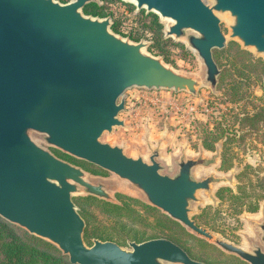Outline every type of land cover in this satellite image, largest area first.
Returning <instances> with one entry per match:
<instances>
[{"label":"water","instance_id":"obj_1","mask_svg":"<svg viewBox=\"0 0 264 264\" xmlns=\"http://www.w3.org/2000/svg\"><path fill=\"white\" fill-rule=\"evenodd\" d=\"M172 25L167 37L184 41L205 68L203 80L183 75L111 31L109 19L83 9L98 0H0V218L55 246L71 264H204L166 239L131 243L84 242L86 222L74 197L112 202L109 186L39 146L33 136L73 158L131 184L153 207L192 234L248 264H264V220L258 242L246 252L214 237L192 220L199 193H212L215 176L199 180L196 169L214 160L182 157L174 176L162 175L156 151L147 164L102 136L123 127L124 95L133 88L197 95L216 92L221 71L215 50L226 37L220 17H230V40L264 58V0H125Z\"/></svg>","mask_w":264,"mask_h":264},{"label":"rangeland","instance_id":"obj_2","mask_svg":"<svg viewBox=\"0 0 264 264\" xmlns=\"http://www.w3.org/2000/svg\"><path fill=\"white\" fill-rule=\"evenodd\" d=\"M55 1L67 5L74 0ZM204 2L211 5L209 0ZM90 5L83 9L85 16L109 19L111 31L115 35L134 44H146L145 53L161 59L183 75L204 79L205 68L197 53L184 41L167 37L166 32L172 25L169 20H162L153 13L148 14L145 9L138 10L134 3L125 0H98L95 5L102 8L99 16L85 12ZM153 16L163 26L161 35L153 25ZM220 20L227 45L224 50L214 51V59L221 71L216 92H212L208 86L199 89L195 96L187 92L176 94L163 90L130 89L124 95L125 109L119 115L124 126L114 128L112 133L106 132L100 141L121 148L126 156L134 160L142 159L147 164H151L152 154L158 151V162L163 166L162 175L174 176L176 162L183 156L187 159L201 156L207 160L215 159V164L200 166L195 171L199 180L215 176L220 182L213 185L211 195L199 193L200 203L194 205L191 218L215 238L251 252V244H257L259 234V229L254 228L253 223L264 220V182L258 186L259 180L264 178V137L240 136L242 132L236 121L237 117L248 113L264 112V66H243L247 60L264 62V58L252 50L243 49L239 42L230 40V17H220ZM239 51L251 57L242 56ZM249 77L251 79L247 81ZM236 80L241 82L237 89L234 88ZM219 124L226 127L225 137L216 144L215 151H209L204 148V144L212 141L209 133H215ZM233 125L239 132L238 138L231 142L233 166L223 168V144L230 143V139L234 138ZM259 126L264 128V120L260 121ZM33 138L57 158L82 169L89 182H103L109 186L112 202L86 195L74 197L78 212L86 222L84 242L88 247H92L95 241L112 242L131 251V243L166 239L180 246L197 262L248 264L192 234L161 210L151 206L130 183L48 147L39 135ZM241 187L247 188L245 194L240 190ZM254 194L263 198L254 201V198L251 199ZM235 197L243 198L236 200ZM91 198L111 206L97 205ZM252 202L259 206L255 213L247 210Z\"/></svg>","mask_w":264,"mask_h":264},{"label":"trees","instance_id":"obj_3","mask_svg":"<svg viewBox=\"0 0 264 264\" xmlns=\"http://www.w3.org/2000/svg\"><path fill=\"white\" fill-rule=\"evenodd\" d=\"M102 8H99L97 5L92 4L85 9V12L90 15L99 16L101 15ZM153 25L157 27V33L161 35L163 26L159 24L158 18L153 16ZM156 31V30H154ZM160 49V48H158ZM242 56H249L250 54L245 52H240ZM256 64L264 66V62L260 60H247L243 65L245 68L254 67ZM251 77L248 78L249 81ZM241 82L235 81L234 88H239ZM261 120H264V112H259L255 114L248 113L247 115L237 117L236 124L238 123L240 127L239 134L240 136H263L264 137V128L259 126ZM236 125H233L234 138L230 139V143L225 142L223 144L224 150L222 154V164L223 168L227 166L231 168L233 166V154L231 149L233 147L234 140L238 138V133L236 132ZM231 130V129H230ZM235 132L237 134H235ZM226 127H223L219 124L217 131L215 133H209V137L212 139L210 143L206 142L204 148L209 151L216 150V144L222 141V138L225 137ZM227 141V140H226ZM231 147V148H230ZM264 178L259 180V185H263ZM240 190L245 194L247 191L246 187H241ZM255 190L254 188L252 189ZM249 197V196H246ZM243 197H235L236 200H241ZM254 198V201H259L263 196L251 197ZM93 202L97 205L107 207L111 206L105 202H100L94 198H91ZM114 207V206H112ZM118 208V207H114ZM248 212L255 213L259 210L258 203L252 202L247 208ZM0 264H71L67 257H64L63 254L53 245L44 242L34 236H31L27 232H24L20 228H17L7 222L0 220Z\"/></svg>","mask_w":264,"mask_h":264}]
</instances>
